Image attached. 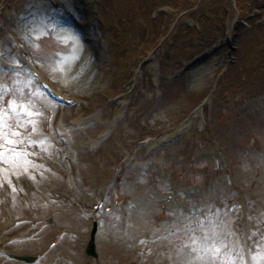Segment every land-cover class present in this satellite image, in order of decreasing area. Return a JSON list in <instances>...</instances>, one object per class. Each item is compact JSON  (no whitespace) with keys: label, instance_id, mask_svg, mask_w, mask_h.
<instances>
[{"label":"rangeland","instance_id":"rangeland-1","mask_svg":"<svg viewBox=\"0 0 264 264\" xmlns=\"http://www.w3.org/2000/svg\"><path fill=\"white\" fill-rule=\"evenodd\" d=\"M152 1H0V59L10 66H0V108L9 109L5 131L14 141L0 145L19 154L0 160V250L35 260L2 255L0 264H264V5L250 31L240 28L248 44L233 41L229 56L222 51L174 77L233 35L238 11L233 0L178 7L172 28L159 14L152 20L168 10ZM61 9L76 15L82 32ZM41 21L47 35L37 40ZM17 47L74 100L71 108L53 105L15 72ZM232 53L237 63L229 67ZM91 114L100 119L72 124ZM184 125L172 143L151 149ZM87 211L98 220L96 258L84 252ZM213 222L216 245H225L215 257L201 231Z\"/></svg>","mask_w":264,"mask_h":264},{"label":"snow or ice","instance_id":"snow-or-ice-1","mask_svg":"<svg viewBox=\"0 0 264 264\" xmlns=\"http://www.w3.org/2000/svg\"><path fill=\"white\" fill-rule=\"evenodd\" d=\"M46 19L48 18L46 17ZM54 28H55V25H53V29ZM46 29H47V25H45L43 21H41V30L36 34L35 39L39 40L44 35H47ZM35 47H38V45H35ZM10 107L14 111L16 107L15 102H11ZM8 110H9L8 108H0V138L4 139L5 145H13L14 144L13 139L8 138V133L5 131L6 129L5 117L7 116ZM21 114L29 116V117L33 115V113L27 110L26 108L21 109ZM18 134H19L18 132H12L11 136H16ZM5 145H0V160L3 159L6 151H12V154L14 157L19 155L18 153L15 152L14 149H8L7 147H5ZM217 227L218 226L213 222L210 224V226L207 229L203 227L201 228V231L203 233L202 244L204 247V251L206 253H211L213 257H215L216 255L220 253L221 248L225 247L223 242H221L219 246L216 245V238H218V233L216 232ZM197 242H198L197 238L193 237L192 243L197 244ZM198 250H199L198 248H193V251H198ZM260 258L264 259V255H261ZM253 259L255 260L256 257H253Z\"/></svg>","mask_w":264,"mask_h":264},{"label":"trees","instance_id":"trees-1","mask_svg":"<svg viewBox=\"0 0 264 264\" xmlns=\"http://www.w3.org/2000/svg\"><path fill=\"white\" fill-rule=\"evenodd\" d=\"M162 1L165 3H169L173 7L177 8V10L179 11L181 9H191L194 7V5L197 6L199 5V7H206L214 3V1L216 2V0H162ZM235 1L237 4V10L239 12L240 18H243L250 9H253L254 7L261 9L263 7L262 5H264V0H235ZM178 7H180L181 9H179ZM240 28L243 29L242 27L237 25L236 32L243 39L246 32L240 31ZM181 29L183 28L181 27Z\"/></svg>","mask_w":264,"mask_h":264},{"label":"water","instance_id":"water-1","mask_svg":"<svg viewBox=\"0 0 264 264\" xmlns=\"http://www.w3.org/2000/svg\"><path fill=\"white\" fill-rule=\"evenodd\" d=\"M94 233H95V227L92 231V234H91V239L88 243V246H87V254L89 255H92V256H96V253H95V245H94ZM20 259L22 260H25V261H32L33 259L31 257H19Z\"/></svg>","mask_w":264,"mask_h":264},{"label":"bare ground","instance_id":"bare-ground-1","mask_svg":"<svg viewBox=\"0 0 264 264\" xmlns=\"http://www.w3.org/2000/svg\"><path fill=\"white\" fill-rule=\"evenodd\" d=\"M93 118L92 117H88L87 119L83 120V122L87 123L89 121H91Z\"/></svg>","mask_w":264,"mask_h":264}]
</instances>
